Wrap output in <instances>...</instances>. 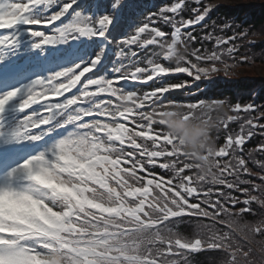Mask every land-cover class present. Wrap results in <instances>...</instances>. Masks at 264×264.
I'll use <instances>...</instances> for the list:
<instances>
[{
	"label": "snow or ice",
	"instance_id": "6c2138e0",
	"mask_svg": "<svg viewBox=\"0 0 264 264\" xmlns=\"http://www.w3.org/2000/svg\"><path fill=\"white\" fill-rule=\"evenodd\" d=\"M195 4L144 13L137 0H0V264H193L202 251L223 254L214 264H264V219L238 223L264 208V174L244 178L250 163L264 170L254 158L264 142L245 149L264 136L256 106L236 103L218 122L225 140L205 170L155 119L182 108L211 126L207 110L226 103L171 95L229 75L237 50L222 47L235 35L208 33L215 47L193 49L195 62L177 51L197 39L182 29L218 7ZM179 73L194 80L166 79ZM130 99L141 103L125 110Z\"/></svg>",
	"mask_w": 264,
	"mask_h": 264
},
{
	"label": "trees",
	"instance_id": "16d2710c",
	"mask_svg": "<svg viewBox=\"0 0 264 264\" xmlns=\"http://www.w3.org/2000/svg\"><path fill=\"white\" fill-rule=\"evenodd\" d=\"M210 1L213 0H204L205 3ZM137 2L142 6L141 11L148 13L157 11L158 7L167 3H172L174 0H137ZM187 3L190 7L197 6L195 0H187ZM216 5H218V7L213 9L209 14V17L206 18V21L201 26L196 27L193 31V35L197 37L196 41L188 43L186 47L181 45L179 51L181 54H186L188 59H192L195 62L194 57L190 55L193 49L200 48L203 52L204 49L211 51L215 47V39H203L208 33H212L213 37L222 36L225 39L235 35L237 37L235 40H230V44L222 46L227 48L235 45L237 49L232 54V57H225L227 62L232 65L230 68V74L225 75L224 72H221L220 75L214 76V78L208 82H202L190 89L174 90L171 95L173 98L185 103L198 102L200 99L224 100L226 102L225 105L219 108L207 110L208 116L211 117V135L217 146H220L224 143L227 130L223 129L222 126H218V122L225 116L234 114V112L231 111V108H233L236 103L240 102L241 104H246L251 102L253 100L252 92L255 89L260 90L257 93V101L258 106L262 109L264 114V78L256 76L246 77L244 79L240 78V70L242 68H246L249 73L254 71L255 66L264 65V40L261 39L255 42L254 45H249L246 42V38L250 35L260 36V38L264 36V3L242 4L237 0H224ZM182 15L184 18H192L193 13L188 11ZM213 21L215 24H213ZM205 23H207V27H204ZM226 23L230 24L231 28L221 31L222 26ZM161 28L169 33L172 30L171 27L167 25H161ZM242 33L246 34L241 35ZM166 79L170 82L191 80V78L186 75L179 77L170 76ZM160 111L166 113V115L169 112H173L174 114H185V110L182 108H166ZM166 115H164L163 118ZM262 120H264V118H262ZM239 123L240 122L231 123L229 125V130L239 131ZM261 142H264L263 137L256 135L246 143L245 149H254L258 147ZM254 158L256 160L264 161V153L257 152L255 153ZM249 167L252 175L244 178L251 179L256 184H261L262 181L259 179V176L264 174V170L254 163H250ZM249 187L251 186L249 185ZM224 190L228 191L227 189ZM233 195L239 196L240 194L233 192ZM252 208V212L244 214V216L238 220L241 227L245 224L255 225L261 219H264V208L255 203L252 205ZM181 227L186 233L191 230L188 225H182ZM255 239L257 241L255 247L259 253V244L264 242V237L256 236ZM222 255L223 254L218 251H211L195 255L192 257V260L193 264H214V262Z\"/></svg>",
	"mask_w": 264,
	"mask_h": 264
},
{
	"label": "clouds",
	"instance_id": "9594fccd",
	"mask_svg": "<svg viewBox=\"0 0 264 264\" xmlns=\"http://www.w3.org/2000/svg\"><path fill=\"white\" fill-rule=\"evenodd\" d=\"M180 58L183 59L182 56ZM164 120L167 130L184 141L185 151L191 159L198 162V165L194 164V166H199L202 170L207 169V166L211 163L209 157L215 152L216 148L211 135L212 126L207 122L186 121L183 118V113L174 114L169 112Z\"/></svg>",
	"mask_w": 264,
	"mask_h": 264
},
{
	"label": "rangeland",
	"instance_id": "374dc122",
	"mask_svg": "<svg viewBox=\"0 0 264 264\" xmlns=\"http://www.w3.org/2000/svg\"><path fill=\"white\" fill-rule=\"evenodd\" d=\"M222 1H224V0H217L216 1V3H221ZM237 1H239L240 3H242V4H250V3H255V4H262V3H264V0H237ZM185 19H188V17L187 18H185ZM167 26H169V25H167ZM193 28V27H192ZM192 28L190 27V28H188V29H182V31H190V30H192ZM264 28V27H263ZM162 29V28H161ZM163 30V29H162ZM261 39H263L264 40V36L263 37H261L260 38V36H248L247 38H246V42H247V44H249V45H254V43L255 42H257V41H259V40H261ZM231 43V41H229V44ZM240 72H241V79H243V78H246V77H253V76H256V77H259V78H264V65H261V66H255L254 67V71H251V72H249L248 73V71H247V69L246 68H242L241 70H240ZM221 74V72L219 73V74H217V75H220ZM214 76H216V75H214ZM214 76H212L211 78H213ZM190 78H192V77H190ZM211 78H209V79H202L201 81H204V80H206V81H208V80H210ZM194 79V78H193ZM260 90H253V94H252V97H253V101L252 102H248V103H252L254 106H256V111L254 112V113H252V115H254V116H257V117H259L260 118V122L261 123H264V120H262V118H264V114H263V111H262V109L258 106V101H257V93L259 92ZM130 102H131V104H132V106H134V107H137V105H138V107H139V104L140 103H138V102H136V101H132L131 99H130ZM248 103H246V104H248ZM246 104H242V106L243 105H246ZM127 110H131L130 109V107L129 108H127ZM231 115H234V114H231ZM242 117H244V118H246L247 117V115L248 114H246V113H241L240 114ZM263 137V140H264V136H262ZM55 264H59V261H56L55 262Z\"/></svg>",
	"mask_w": 264,
	"mask_h": 264
}]
</instances>
